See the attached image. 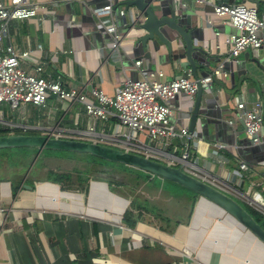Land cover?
I'll return each instance as SVG.
<instances>
[{
    "label": "crops",
    "instance_id": "obj_1",
    "mask_svg": "<svg viewBox=\"0 0 264 264\" xmlns=\"http://www.w3.org/2000/svg\"><path fill=\"white\" fill-rule=\"evenodd\" d=\"M40 1L45 7L38 17L13 21L10 32L17 49L30 53L23 68L33 73L42 66L45 78H61L67 90L89 91L99 86L114 97L128 78L140 77L136 61H144V67L153 72L162 71V82L181 77L185 69L193 71L181 42L175 44L172 54L161 46L160 56L153 54L151 61L146 60L148 51L139 50L138 45L142 32L127 34L122 29L121 56L113 54V40L97 29L93 14L105 0ZM182 1L186 8H182ZM224 1L244 4L239 0H168L167 6L169 13L184 15L195 38L194 46L206 53L195 54L198 77L209 75L221 65L227 75L213 83L212 94L204 89L203 104L208 102L211 107L208 115L197 121L190 148L192 161L244 204L250 181L258 184L264 196V145H251L243 122L237 121L234 126L228 122L237 117L238 102H251L259 95L264 105V48L258 53L247 50L238 59L226 61L230 52L226 42L235 30L224 25L214 12V6ZM123 2L120 0L119 5ZM246 5L264 13V0H250ZM195 102L196 98L177 97L171 105L173 121L190 129ZM5 120L29 128L28 133L33 135L56 132L72 140L92 142L82 138L89 127L84 106L60 102L52 95L45 107L29 105L15 116L11 112ZM115 124L114 119L99 122L98 135L113 138ZM150 147L158 150L155 145ZM216 151L219 157L214 155ZM166 152L182 157V149L177 154L173 149ZM240 162L254 168L250 176H243V183L238 181L241 174L236 171ZM56 185L46 179L30 180L28 175L0 180V264H264V245L203 198L198 197L193 205L184 193L190 209L185 218L176 215L170 219V225L149 222L152 216L155 218L149 213L145 222L131 226L124 218L132 199L114 191L110 183L90 181L82 193L67 192ZM212 211L217 213L212 215L214 219L210 218Z\"/></svg>",
    "mask_w": 264,
    "mask_h": 264
},
{
    "label": "built area",
    "instance_id": "obj_2",
    "mask_svg": "<svg viewBox=\"0 0 264 264\" xmlns=\"http://www.w3.org/2000/svg\"><path fill=\"white\" fill-rule=\"evenodd\" d=\"M84 0H55V2H83ZM168 1V0H163ZM120 0H105L102 8H94L93 14L97 20V29L105 32L113 40L111 51L117 57L121 56V47L124 36L122 29H127L129 24L125 20L131 18L132 12L119 5ZM182 8L187 4L181 2ZM40 0H0V106H7L12 111L21 112L29 105L45 107L49 96H54L60 102H71L84 106L89 120V127L82 138L102 146L107 144L116 146L117 150L140 155L151 160L165 161L171 167H182L184 172L199 179L220 191L226 189L219 180H214L207 172L200 170L192 161L190 151L191 143L195 139L189 128L178 125L173 121L171 105L179 96L195 99L199 85L213 93V83L224 80V66L214 70L209 75L195 79L190 69H185L183 75L169 82H162V71H151L144 67V61H136L135 67L140 77L137 80L128 78L116 90L114 97H109L99 87L89 91L64 88L61 78H45V70L38 66L33 73L23 68L24 60L29 57V52L17 49L10 32L13 21H24L37 18L39 11L44 9ZM215 15L222 19L224 25L231 26L235 33L227 39L230 52L227 62L238 59L240 55L251 50L254 53L264 48V13L257 8L246 4L230 3L214 6ZM210 26L213 22L207 20ZM129 34V33H128ZM219 34L217 37L219 38ZM237 117L228 123L234 126L237 121L243 122L246 137L253 146L264 145V105L259 95L251 102H238L236 105ZM5 113L0 115V132L11 135H29V128L9 124L5 120ZM114 119L113 138L98 135L99 122H108ZM12 129L23 131L15 134ZM51 138L72 140L70 137L56 132L46 135ZM94 139V140H93ZM77 141V140H76ZM180 142V146L178 144ZM197 141L196 144H199ZM106 144V145H104ZM155 145L158 150L150 146ZM109 147V146H107ZM219 147V146H218ZM112 148V147H111ZM113 148V149H116ZM161 149V150H160ZM166 149H173L177 154L182 149V157L171 155ZM220 149V148H219ZM219 157V152H214ZM156 158L152 159V158ZM163 163V162H161ZM254 168L246 162H240L237 172L240 173L238 181L243 183V176L248 177ZM227 194V193H226ZM230 196V195H229ZM254 206L264 212V196L258 190V184L249 182V190L243 195V202ZM244 202V203H245Z\"/></svg>",
    "mask_w": 264,
    "mask_h": 264
},
{
    "label": "water",
    "instance_id": "obj_3",
    "mask_svg": "<svg viewBox=\"0 0 264 264\" xmlns=\"http://www.w3.org/2000/svg\"><path fill=\"white\" fill-rule=\"evenodd\" d=\"M239 1L246 4L250 0ZM167 4L168 2L163 0H124L121 6L132 12L131 18L125 20V24H129L125 30L127 34L133 31L144 33L138 38L139 50H147L144 58L150 61L153 54L160 56L161 46H164L172 54L175 44L177 46L181 42L184 46L186 60L193 69L194 77L199 79L195 54L205 55L206 53L194 46L195 38L185 23L184 15L176 14L175 11L169 13ZM203 94L204 89L202 85H199L195 106L191 114L189 129L191 134L195 131L198 119L207 116L211 107L208 102L203 104ZM13 149H36L39 153L56 151L85 154L114 164L142 170L177 184L214 204L264 245V229L243 205L219 189L190 176L184 172L182 167H171L140 155L83 141L56 139L46 135L33 134L0 136V151ZM26 189L31 190V187L26 186Z\"/></svg>",
    "mask_w": 264,
    "mask_h": 264
},
{
    "label": "rangeland",
    "instance_id": "obj_4",
    "mask_svg": "<svg viewBox=\"0 0 264 264\" xmlns=\"http://www.w3.org/2000/svg\"><path fill=\"white\" fill-rule=\"evenodd\" d=\"M4 112L6 116H9L11 112L15 116L17 110L12 111L9 107L3 105L0 106L1 112ZM17 131V129H12ZM31 135L30 133H27ZM33 134V133H32ZM47 153H39V151L32 152L29 159L20 161V155L18 151H0V180H7L11 178L23 179L28 175L30 180H47L50 176H67L71 175L70 181H64L63 185L67 192H81L85 188L77 181V175L75 169L78 168L82 171L88 170V174L85 178H90V181H101L104 179L113 184V189L123 195H128L132 199V203L136 202V206L131 205L130 212L136 214V207L147 208L151 212H155V218L152 216L151 221L157 224L165 226L167 223H163V218H169L174 220L178 215L181 219L186 217L187 210H189V200L183 197V190L179 187L161 178H151L146 182L136 181V174L134 172H123L120 169L110 166H88L86 163L81 162L78 159H71L65 157V155H46ZM88 156V155H85ZM88 158V157H87ZM21 164L17 167L12 166L15 162ZM31 183V182H30ZM124 185L119 187V184ZM110 184V185H112ZM57 186V185H56ZM245 202V201H244ZM241 204V203H240ZM245 202V207L255 211L264 219V212L257 210L254 206L248 205ZM243 206V207H244ZM214 212V213H213ZM217 214L215 211L211 212L210 218H215L212 215ZM147 220V219H146ZM145 219L142 221H146ZM153 220V221H152ZM148 222V221H147Z\"/></svg>",
    "mask_w": 264,
    "mask_h": 264
},
{
    "label": "trees",
    "instance_id": "obj_5",
    "mask_svg": "<svg viewBox=\"0 0 264 264\" xmlns=\"http://www.w3.org/2000/svg\"><path fill=\"white\" fill-rule=\"evenodd\" d=\"M9 134H7L6 132H3L1 131L0 132V136H8ZM15 151H18L19 153H21L20 155V161H24L26 159H29L32 152H36L38 150L36 149H13ZM3 151H9V150H3ZM44 154L47 153L46 155H65V157H69L71 159H78L80 160L81 162L83 163H86L88 166H91V165H96V166H110V167H113V168H117V169H120V171H123V172H134L137 176L136 178V181L138 182H146L148 181L149 179L153 178H159L157 176H154L152 174H149L147 172H144L142 170H138V169H135V168H131V167H128V166H125V165H120V164H114V163H111V162H107L105 160H102V159H99V158H96L94 156H91V155H88V156H85V154H78V153H71V152H56V151H44L43 152ZM88 157V158H87ZM21 163L18 161V162H15L12 166H19ZM75 173L77 175V181L78 183H80L81 185H84V186H87L89 185L90 183V178H85L88 174H90L88 172V170H85V171H82L78 168L75 169ZM72 179V176L71 175H67V176H55L53 177L50 176L47 181L49 183H53V184H57L61 187L62 190L66 191V189L64 188V185H63V182L66 180V181H70ZM101 181H106V182H109L107 180H104V179H100ZM172 183V182H170ZM112 184V183H110ZM119 184V183H117ZM174 184V183H173ZM113 185V184H112ZM176 186H178L177 184H174ZM119 187H123L124 185L122 184H119L118 185ZM180 187V186H179ZM183 192L185 194H187V196H189L192 201H193V205L196 203L197 199H198V195L197 194H194L182 187H180ZM184 195V194H183ZM132 205L136 206V202L134 201V203H132ZM244 206V205H243ZM244 208L252 215V217L256 220V222H258L261 227L264 229V219L259 215L257 214L255 211L251 210L250 208L248 207H245ZM136 214H134L133 212H128L126 215H125V222L131 226H134L136 225V223L138 221H142L146 215H148L149 213H151L152 215H154L155 212H151L149 210H147V208H142V207H139L137 206L136 207ZM135 218H138L137 220H134ZM163 221H165L166 223H168L169 225L172 224V220L170 219H166V218H163Z\"/></svg>",
    "mask_w": 264,
    "mask_h": 264
}]
</instances>
